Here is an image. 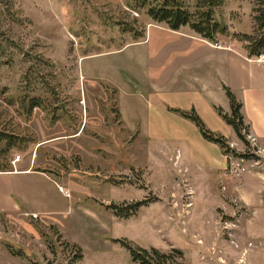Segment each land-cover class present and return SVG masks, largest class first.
Segmentation results:
<instances>
[{"label":"rangeland","instance_id":"obj_1","mask_svg":"<svg viewBox=\"0 0 264 264\" xmlns=\"http://www.w3.org/2000/svg\"><path fill=\"white\" fill-rule=\"evenodd\" d=\"M157 1L0 0V131L11 142H0V158L12 168L33 164L53 182L15 179L20 206L24 192L53 209L0 210V264H139L128 242L166 255L164 264H264V148L246 126V140L227 152L236 180L218 183L215 170L183 155L176 168L175 150L171 158L159 141L131 136L116 91L80 72L82 56L142 38L157 23L148 15ZM184 1L197 10L199 0ZM255 6L215 7L227 30L217 43L244 49ZM191 148L214 155L193 138Z\"/></svg>","mask_w":264,"mask_h":264},{"label":"crops","instance_id":"obj_2","mask_svg":"<svg viewBox=\"0 0 264 264\" xmlns=\"http://www.w3.org/2000/svg\"><path fill=\"white\" fill-rule=\"evenodd\" d=\"M215 43L183 28L177 31L149 23L139 40L82 56L79 69L84 77L116 91L120 121L131 136L159 141L171 158L175 150L176 168H181L183 155L201 169L215 170L218 183L227 184L236 180L229 172L234 168L231 157L219 144L207 141L182 112L194 110L210 131L237 147L235 129L219 112L231 114L230 90L241 103L249 137L264 148V56H249L244 49ZM192 138L214 155L204 158L193 153ZM34 174L53 183L48 173L35 170L33 164L0 172V210L22 208L49 216L53 205L39 197L21 192V206L13 197L15 179Z\"/></svg>","mask_w":264,"mask_h":264},{"label":"trees","instance_id":"obj_3","mask_svg":"<svg viewBox=\"0 0 264 264\" xmlns=\"http://www.w3.org/2000/svg\"><path fill=\"white\" fill-rule=\"evenodd\" d=\"M223 4L224 0H199L197 10L192 12L187 8L184 0H158L156 3H150L148 15L153 21L163 23L170 29L178 31L183 27H189L194 33L201 37L217 42L216 34H224V32L227 31L226 27L219 25V23L215 22L213 19L215 7H221ZM255 4V33L253 35L244 33L242 39L246 42L244 49L249 56H262L264 55V0H255ZM227 95L231 104V114H223L221 109H219V112L222 114L224 120L235 129L238 137L245 141L246 139L243 134L245 124L241 113V103L230 90H227ZM182 114L199 127L205 139L219 144L225 149L226 153L233 151L227 143V139L222 135H217L210 131L194 110L190 112L183 111ZM4 140L9 143L10 137L6 133L0 131V142ZM9 170H12V167L8 163L1 161L0 158V171ZM140 205L141 203L135 204V207ZM109 207H111V205H109ZM122 245L129 248L133 261L139 264H164L166 255L160 254L156 249H152V253H149L146 249L129 242ZM73 247L81 253L82 250L80 247L77 245H73ZM80 253L76 255V260L81 258Z\"/></svg>","mask_w":264,"mask_h":264},{"label":"built area","instance_id":"obj_4","mask_svg":"<svg viewBox=\"0 0 264 264\" xmlns=\"http://www.w3.org/2000/svg\"><path fill=\"white\" fill-rule=\"evenodd\" d=\"M217 46H221L219 43H215ZM262 56H264V55H262ZM244 130V129H243ZM67 195H68V193H66Z\"/></svg>","mask_w":264,"mask_h":264}]
</instances>
